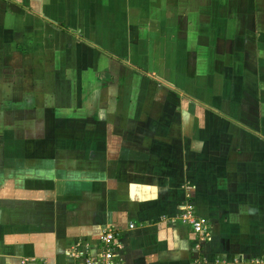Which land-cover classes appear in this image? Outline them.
<instances>
[{
	"label": "crops",
	"instance_id": "crops-1",
	"mask_svg": "<svg viewBox=\"0 0 264 264\" xmlns=\"http://www.w3.org/2000/svg\"><path fill=\"white\" fill-rule=\"evenodd\" d=\"M14 68L2 116L34 119L0 131V264H73L108 228L116 264L264 258V0H0Z\"/></svg>",
	"mask_w": 264,
	"mask_h": 264
},
{
	"label": "built area",
	"instance_id": "built-area-1",
	"mask_svg": "<svg viewBox=\"0 0 264 264\" xmlns=\"http://www.w3.org/2000/svg\"><path fill=\"white\" fill-rule=\"evenodd\" d=\"M179 219L190 227L194 236V249L201 251L205 243L210 239V225L208 221L197 215L192 203L187 200L181 207ZM134 225H129L132 229ZM122 231L118 228L105 229L99 239V251L91 254L87 247L82 249V244L77 243L71 252L73 264H116V258L123 249ZM251 264H264V258L258 257L251 261Z\"/></svg>",
	"mask_w": 264,
	"mask_h": 264
},
{
	"label": "rangeland",
	"instance_id": "rangeland-1",
	"mask_svg": "<svg viewBox=\"0 0 264 264\" xmlns=\"http://www.w3.org/2000/svg\"><path fill=\"white\" fill-rule=\"evenodd\" d=\"M11 66H13V64H11ZM19 70L17 69H10L8 72V76H6V79H3L2 75H1V70H0V131L4 132L6 129L8 130H11L13 129L12 127L15 126V128L17 129V127L19 126H28L29 124H32L30 123L34 118L33 117H27V116H21L20 118L15 116V118H11V116L9 115L7 117V115L5 117H3L2 115H5L3 114V110H8L7 108H3L2 107V99H4V95H6L7 93H9L12 96H18V94H13L11 89L16 86L18 88H23V86L21 85V81L18 80V77H17V72ZM46 74H48V72L46 70H41V71H38L37 72V75H42L43 78L46 76ZM48 77V76H47ZM42 78V85H41V88L45 91L43 92V90H41V94H48L49 95V86L48 85H44V83H49L48 81V78L47 80L46 79H43ZM9 80V81H5V80ZM25 93L24 95H29L28 92H32L31 91V82L30 81H27V83H25ZM32 94V93H31ZM23 97V96H22ZM22 97L20 96L21 100H22ZM16 100V99H15ZM22 102H20L21 104ZM38 103V101H37ZM42 105H45L44 102H41L40 104L38 103V105L35 107L36 109H39V110H44V107L41 106ZM4 105V104H3ZM18 101H15V106H14V109H16V112H18ZM22 109L23 106H22ZM31 109H34V107H31ZM27 110V109H25ZM19 118V119H18ZM18 134V133H17ZM13 134V138L14 136H18L20 134ZM8 136V134H7ZM0 141H1V134H0Z\"/></svg>",
	"mask_w": 264,
	"mask_h": 264
}]
</instances>
